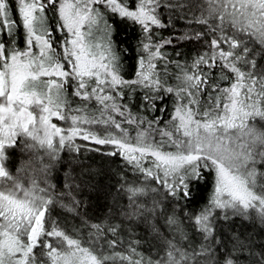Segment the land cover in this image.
<instances>
[{
    "label": "snow or ice",
    "instance_id": "snow-or-ice-1",
    "mask_svg": "<svg viewBox=\"0 0 264 264\" xmlns=\"http://www.w3.org/2000/svg\"><path fill=\"white\" fill-rule=\"evenodd\" d=\"M161 3L0 0V264H192L211 251L215 209L241 216L254 211L264 222V171L257 167H264V128L257 126V121L264 122V68L248 58L254 52L249 44L264 52V0H190L188 6L200 11L193 19L201 30L156 41L153 26H166L156 11ZM108 11L140 25L142 54L133 79L121 74L122 56L104 19ZM48 12L57 16L58 30L64 33L59 40L52 38ZM174 41L200 43L204 51L190 65L175 62L179 72L171 74L176 83L169 85V61L161 49ZM157 61L164 64L163 74ZM140 90L141 107L148 111L166 112L156 102L171 94L174 111L164 128L155 126L161 123L159 117L134 115L118 102ZM84 125L103 127L98 134ZM18 138L25 150H43L53 162L64 149L79 152L77 138L111 145L113 151L104 154L123 156L144 177V185L126 189L133 204L149 191L177 202L189 200L190 184L212 177L208 203L194 217L209 244L188 252L167 241L163 258L145 261L142 256L133 259L139 255L134 248L129 255L107 252L117 241L103 239L101 224L91 225L96 231L88 240L70 234L51 218L58 203L51 191L55 185L41 187L32 180L26 187L6 167V152ZM41 170L47 173L49 165ZM149 181L156 187H149ZM72 203L68 210L75 212L79 202L73 197ZM158 207L154 200L144 210L155 212ZM168 223L178 224L174 214ZM107 231L115 236L117 226ZM181 239H187L183 232ZM224 264L233 261L226 256Z\"/></svg>",
    "mask_w": 264,
    "mask_h": 264
},
{
    "label": "trees",
    "instance_id": "trees-1",
    "mask_svg": "<svg viewBox=\"0 0 264 264\" xmlns=\"http://www.w3.org/2000/svg\"><path fill=\"white\" fill-rule=\"evenodd\" d=\"M189 3L190 0H162L161 6L156 11L161 22L166 26L152 29L156 41L201 30L202 26L196 24L193 19L194 16L200 15V11L189 7ZM178 4L183 6H173ZM130 9L135 8L130 5ZM47 16L52 38L59 40L64 33L58 30L57 16L52 12H48ZM104 19L111 27L112 40L116 45L117 53L122 56L121 74L125 79L135 78L137 60L142 54L140 42L143 34L140 26L110 11L105 13ZM100 35L101 33L97 31L96 36ZM17 39L22 45L23 41L19 37ZM248 46L254 48V52L248 58L256 60L258 69L264 68V52H261L260 46L253 44ZM223 47L227 48V45ZM161 51L167 54L169 61L167 70L170 74L168 84L173 85L176 81L171 74L179 72L175 62L190 65L193 58L204 49L200 43L193 41L179 43L174 41L171 45H165ZM157 71L163 74L162 61H157ZM143 91L140 90L131 97L125 96L118 102L127 104L128 110L134 115L139 113L149 120L159 117L161 123L155 126L164 128L174 111L171 94L162 102L159 100L156 102V108L164 107L167 109L166 112L148 111L146 107H141ZM112 115L117 120L124 119L116 113ZM257 126L264 128V122L257 121ZM83 127L100 134L103 126L84 125ZM123 127L129 128L130 134L135 136V131L129 125L125 123ZM21 139L18 138L17 145L7 150L6 167L26 187L31 186L32 180L41 187H46L48 183L55 185V189L51 191L58 203L52 208L51 218L57 220L70 234L88 240L90 234L96 231L91 225L101 224L104 228L103 239L117 241L115 249H106L107 252L116 251L129 255L134 248L139 255H133V259L142 256L145 261L163 258L168 248L167 241L183 246L188 252H192L193 249L199 251L201 244H209L195 227L194 217L208 203L213 189L212 177H208L206 182L200 184H190L192 196L189 200L177 202L171 197H165L162 192L149 191L146 195L136 197L133 204L130 203L126 189L129 186L144 185V177L123 156L104 154L113 151L110 145L100 146L92 144L91 141L77 139L75 143L81 146L79 152L64 149L60 152L59 159L53 162L43 150H25L24 145L20 143ZM97 148L100 151L94 150ZM46 164L49 165L47 173L41 170ZM257 167L260 171H264V167L260 165ZM147 184L149 187H156L150 181ZM73 197L79 202L75 212L68 210L69 207H74ZM154 200L160 202V207L156 208L155 212L145 211L144 209L153 207ZM138 205H143V208L138 209ZM130 213L138 214L129 215ZM173 214L178 220L176 225L168 223V217ZM110 226H117L115 236L107 231ZM212 226L210 253L196 257L192 264H224L226 256L232 259L233 264H259L264 260V222L260 221L255 212L250 211L247 216H241L233 215L231 210L215 209ZM181 232L186 234L187 239H181Z\"/></svg>",
    "mask_w": 264,
    "mask_h": 264
},
{
    "label": "rangeland",
    "instance_id": "rangeland-1",
    "mask_svg": "<svg viewBox=\"0 0 264 264\" xmlns=\"http://www.w3.org/2000/svg\"><path fill=\"white\" fill-rule=\"evenodd\" d=\"M130 10H135V9H130ZM140 26V25H139ZM154 28H157V27H155V26H153V28L152 29H154ZM53 122L54 123H56L57 122V120H56V118H53ZM60 124H63V122H59ZM99 126H102V125H99ZM77 139H80V138H77ZM76 139V140H77ZM80 140H82V139H80ZM92 144H93V142H92ZM111 146V145H110ZM112 147V146H111ZM252 212H254V211H252Z\"/></svg>",
    "mask_w": 264,
    "mask_h": 264
}]
</instances>
